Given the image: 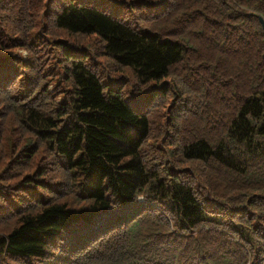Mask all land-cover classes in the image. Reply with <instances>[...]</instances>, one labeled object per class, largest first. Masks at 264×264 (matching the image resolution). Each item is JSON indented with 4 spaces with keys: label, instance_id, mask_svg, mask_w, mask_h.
I'll return each mask as SVG.
<instances>
[{
    "label": "trees",
    "instance_id": "obj_1",
    "mask_svg": "<svg viewBox=\"0 0 264 264\" xmlns=\"http://www.w3.org/2000/svg\"><path fill=\"white\" fill-rule=\"evenodd\" d=\"M264 0H0V264H264Z\"/></svg>",
    "mask_w": 264,
    "mask_h": 264
},
{
    "label": "water",
    "instance_id": "obj_2",
    "mask_svg": "<svg viewBox=\"0 0 264 264\" xmlns=\"http://www.w3.org/2000/svg\"><path fill=\"white\" fill-rule=\"evenodd\" d=\"M262 26H263V29H264V24H262Z\"/></svg>",
    "mask_w": 264,
    "mask_h": 264
}]
</instances>
